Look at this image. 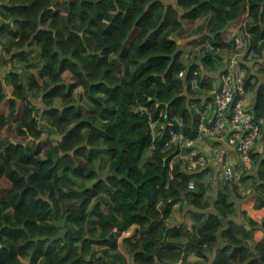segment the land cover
Here are the masks:
<instances>
[{
	"label": "trees",
	"instance_id": "1",
	"mask_svg": "<svg viewBox=\"0 0 264 264\" xmlns=\"http://www.w3.org/2000/svg\"><path fill=\"white\" fill-rule=\"evenodd\" d=\"M246 11L260 209L264 0H0V264H264V239L248 241L264 216L238 223L231 200L248 196L254 167L213 199L210 167L185 172L186 151L169 143L173 132L196 139L189 82L222 66L204 42L229 47L223 33ZM188 37L197 50L185 60ZM180 203L189 211L171 224Z\"/></svg>",
	"mask_w": 264,
	"mask_h": 264
},
{
	"label": "built area",
	"instance_id": "2",
	"mask_svg": "<svg viewBox=\"0 0 264 264\" xmlns=\"http://www.w3.org/2000/svg\"><path fill=\"white\" fill-rule=\"evenodd\" d=\"M249 13L246 11L239 20L235 31L231 33L226 43L229 47H216L210 40H205V54L215 53L219 59L215 63L223 61L224 68L221 70L220 87L211 91L213 106L212 120L208 123H200L198 135L195 140H186L179 133H171L170 144L178 145L179 157L183 161V169L187 173H196L207 166L212 165L214 160L205 156L196 147L197 143H202L206 139L214 140L220 144L225 142L237 154L238 159L245 167L250 166V153L257 146L260 138V130L253 121L251 103L247 100L248 90L245 83L247 80L246 65L256 58V52L250 47L251 36L247 32V21ZM225 43V44H226ZM230 57L225 59L226 57ZM198 73H193V79L189 82V88L199 89L197 81ZM179 77H184V72L179 73ZM218 82V83H219ZM145 109V107H140ZM200 121H203L201 118ZM223 172L220 177H224L230 182L236 180L237 174L226 164L221 166ZM193 181L189 182L188 189L193 190ZM130 232L122 236L129 235Z\"/></svg>",
	"mask_w": 264,
	"mask_h": 264
},
{
	"label": "crops",
	"instance_id": "3",
	"mask_svg": "<svg viewBox=\"0 0 264 264\" xmlns=\"http://www.w3.org/2000/svg\"><path fill=\"white\" fill-rule=\"evenodd\" d=\"M168 1V0H166ZM204 19H202V21L200 23H203ZM200 23H196V26L194 28H197L198 31L200 29V27L198 26V24ZM204 25V23H203ZM235 26V23H232L229 25V27L226 29V31L223 33V37L228 36L231 31L233 30ZM203 28V26H202ZM179 44L182 45V47L187 48L188 53L186 52L184 54V59L185 60H190V53L191 52H195L197 50V47L195 46V42L191 39H189V37L187 39H185L184 42L179 41ZM189 49H192V51H189ZM0 53H1V49H0ZM230 57V55L228 57H226L225 59H228ZM190 62V61H189ZM199 65L201 64V57L199 56L198 61ZM187 64V63H186ZM222 66L220 67L219 70H222L224 68V63L223 61L221 62ZM188 65V64H187ZM202 67V66H201ZM200 69V66H199ZM8 68L7 66L3 63V59H0V80H3L4 77V73H7ZM198 75H200L202 78L204 77L206 79V86H204V88H202L200 91L197 90H190V92H194V94H190L189 99L192 100V104L190 105V109L196 114L200 116V119L202 118L203 121H201V123H205V122H210L212 120V109H209V105L213 106V104L210 103V101L212 100V94L211 91L213 90H218L219 88V75L218 73H209L207 71H205L203 68L200 69L199 72H197ZM188 94V93H187ZM247 100L251 103L254 100V94L253 93H248L247 95ZM199 102V103H194V102ZM8 104H4L3 105V111L2 113L4 115L7 114L8 112ZM258 150H261V144L260 142H258ZM196 147L201 151V153H203L205 156L211 158L212 160H214V163L212 165H210V173L212 172L211 167L213 168V170H216V168L220 167L221 163L223 161H227L228 166H230L232 168L233 171L238 172L237 171V163L233 162V158L232 155L236 158L238 164L241 166V169L239 170V172L247 170V176L249 175L251 169H253L254 167V173H253V179L248 180L250 183H248V185L245 188L246 185V181L244 183H242L241 186V193L239 194L241 197H244L243 195L248 194V196L242 199H231L236 207V212H235V218L236 221L238 223H241L240 221L244 222L241 215L245 214L246 216H248L249 218L251 217L252 219L259 221L261 220V218L264 216V207L260 208V209H255L253 207V205L255 204L256 198L255 196L252 197L253 194H251L252 192H254L253 187L255 188V186L258 184V180H257V176L255 174V170H256V166L252 165L250 163L249 167H245L244 165H242L239 160L237 155L235 154L234 150L228 146L225 142H223L222 144L214 141V140H210V139H206L204 142L202 143H197ZM243 168V169H242ZM217 175L219 176V171H217ZM218 178V177H217ZM210 177L208 175H205L203 178V181L208 183L209 185V197L211 198L212 195L214 196L213 199L215 198V196L217 195L218 191L221 189V185L223 184V181L221 179V181H216V175H213L212 180L210 181ZM216 181V182H215ZM253 186V187H252ZM211 192V194H210ZM212 208L209 209V211H211ZM189 208L188 205L185 204H176L173 207V211H172V218L170 223L171 224H182L183 223V216L185 213H188ZM203 220V219H202ZM247 229H249L246 226ZM264 239V234L258 230H254L252 232V234L250 235V238L248 239L249 243L251 245H255L256 243L261 242ZM127 258V257H126ZM128 262L130 261V259H128Z\"/></svg>",
	"mask_w": 264,
	"mask_h": 264
},
{
	"label": "rangeland",
	"instance_id": "4",
	"mask_svg": "<svg viewBox=\"0 0 264 264\" xmlns=\"http://www.w3.org/2000/svg\"><path fill=\"white\" fill-rule=\"evenodd\" d=\"M189 51H192V49H189ZM146 154H147V153H146ZM146 157H148V154H147ZM232 158L234 159L233 162H234V163H237L236 166H237V171H238V173H239V170L241 169V166L238 164L236 158H235L233 155H232ZM223 164H227V161H223V162L221 163L220 167L216 168V170H213V168L211 167L212 172L206 174V175H208V176L211 178L210 181L212 180L213 175H216V181H221V180H219V179H220V174H219V176H218V175H217V171H221V172H223V169L221 168V166H222ZM217 177H218L219 179H218ZM223 178H224V177H223ZM216 181H215V182H216ZM210 194H211V192H210ZM263 196H264V194H263ZM213 197H214V196L212 195L211 198H213ZM215 197H216V196H215ZM119 250H120L122 253L125 254V257H127L128 259H130L129 255L126 254L125 251H124V249L122 248V246H121V244H120V240H119ZM129 262H130V261H129Z\"/></svg>",
	"mask_w": 264,
	"mask_h": 264
},
{
	"label": "clouds",
	"instance_id": "5",
	"mask_svg": "<svg viewBox=\"0 0 264 264\" xmlns=\"http://www.w3.org/2000/svg\"><path fill=\"white\" fill-rule=\"evenodd\" d=\"M243 16V15H242ZM242 16L237 20V21H235L234 23H235V26H234V28H233V30L231 31V33L232 32H234L235 31V28H236V26H237V24H238V22H239V20L242 18ZM231 33L228 35V36H226V37H223V43L225 44L226 43V40H228V38L230 37V35H231ZM226 44H229V43H226ZM222 62V61H221ZM250 63V62H249ZM248 63V64H249ZM221 64V63H220ZM247 64V65H248ZM247 68V67H246ZM213 70H211V68H208V71L207 72H212ZM247 72H248V70H247ZM218 75H219V81H220V77H221V75H222V71L221 70H219L218 72ZM200 77V76H199ZM219 87H220V82H219ZM219 89V88H218ZM248 93H252V92H250V91H248ZM252 104H253V101L251 102V106H252ZM259 140H260V138L258 139V142H259ZM258 142H257V144H258ZM257 147H258V145H257ZM236 154V153H235ZM237 155V154H236ZM238 157V156H237ZM239 160V159H238ZM240 162V161H239ZM250 163H251V160H250ZM207 167H210V165L209 166H207ZM206 167V168H207ZM205 168V169H206ZM205 169H203V170H205ZM203 170H201V171H203ZM200 172V171H199ZM233 172H235V171H233ZM236 174H237V177H236V179L240 176V172L238 173V172H235ZM219 174H221V171H219ZM220 179L222 180V181H224V180H227V179H224L223 177H220Z\"/></svg>",
	"mask_w": 264,
	"mask_h": 264
}]
</instances>
